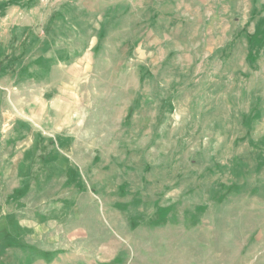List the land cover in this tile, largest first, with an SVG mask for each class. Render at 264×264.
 Returning <instances> with one entry per match:
<instances>
[{
    "label": "rangeland",
    "instance_id": "obj_1",
    "mask_svg": "<svg viewBox=\"0 0 264 264\" xmlns=\"http://www.w3.org/2000/svg\"><path fill=\"white\" fill-rule=\"evenodd\" d=\"M22 6L0 45V212L95 201L100 264H264V0Z\"/></svg>",
    "mask_w": 264,
    "mask_h": 264
},
{
    "label": "crops",
    "instance_id": "obj_2",
    "mask_svg": "<svg viewBox=\"0 0 264 264\" xmlns=\"http://www.w3.org/2000/svg\"><path fill=\"white\" fill-rule=\"evenodd\" d=\"M28 1L0 0V45L10 42L11 32L17 31V17L23 20L26 13L24 8L27 7L22 5ZM8 60L9 57L4 58V62L10 63ZM258 111L261 113L259 119L264 121V102ZM257 142L256 162L259 174L264 175V135ZM11 172L14 171L9 169L8 175ZM21 200L10 198L7 212H0V219L8 224L3 235L7 237H0V264H100L99 261H107L111 257L99 260L94 236L91 243L90 223L91 219H96L95 201L89 199L86 206L64 203L50 207L44 202L34 206Z\"/></svg>",
    "mask_w": 264,
    "mask_h": 264
}]
</instances>
